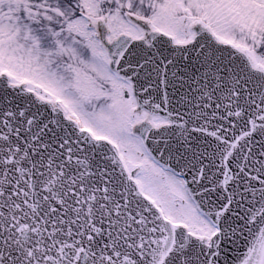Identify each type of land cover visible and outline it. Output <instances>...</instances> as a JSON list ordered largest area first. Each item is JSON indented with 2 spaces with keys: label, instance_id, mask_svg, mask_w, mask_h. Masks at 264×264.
<instances>
[{
  "label": "snow or ice",
  "instance_id": "6c2138e0",
  "mask_svg": "<svg viewBox=\"0 0 264 264\" xmlns=\"http://www.w3.org/2000/svg\"><path fill=\"white\" fill-rule=\"evenodd\" d=\"M0 264H264V0H0Z\"/></svg>",
  "mask_w": 264,
  "mask_h": 264
}]
</instances>
